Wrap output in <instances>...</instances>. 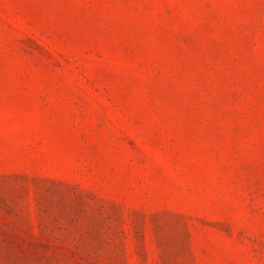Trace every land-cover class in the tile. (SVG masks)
I'll list each match as a JSON object with an SVG mask.
<instances>
[{
	"label": "rangeland",
	"instance_id": "374dc122",
	"mask_svg": "<svg viewBox=\"0 0 264 264\" xmlns=\"http://www.w3.org/2000/svg\"><path fill=\"white\" fill-rule=\"evenodd\" d=\"M0 264H264V0H0Z\"/></svg>",
	"mask_w": 264,
	"mask_h": 264
}]
</instances>
